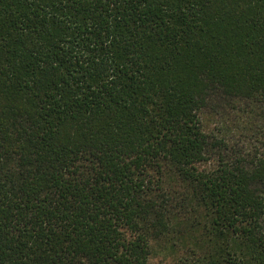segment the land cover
<instances>
[{
	"label": "trees",
	"instance_id": "obj_1",
	"mask_svg": "<svg viewBox=\"0 0 264 264\" xmlns=\"http://www.w3.org/2000/svg\"><path fill=\"white\" fill-rule=\"evenodd\" d=\"M244 105L264 0H0V264H264Z\"/></svg>",
	"mask_w": 264,
	"mask_h": 264
},
{
	"label": "rangeland",
	"instance_id": "obj_2",
	"mask_svg": "<svg viewBox=\"0 0 264 264\" xmlns=\"http://www.w3.org/2000/svg\"><path fill=\"white\" fill-rule=\"evenodd\" d=\"M240 113L238 115L236 114H230L226 116V119L224 121V128L220 126L219 123L216 121V117L209 115L206 120L205 124L208 126V129L211 130L214 133H229L234 132L237 135H235L233 141H239V144L241 145L242 149L245 150L246 155H254V154H261L264 151V130L258 132L257 128L244 130L243 132L241 129L239 131L236 129L237 125L239 124V121H249V123L256 120L255 113L252 107H249L248 105L240 106L239 108ZM241 124V122H240ZM252 125V123H251ZM239 134L241 135L240 138L238 137ZM232 136V134L228 135ZM239 138V139H238ZM237 149V147H235ZM216 159L212 158L207 162L206 166L211 167L213 166L216 161ZM154 264H164L161 263L159 259L154 260ZM166 264V263H165Z\"/></svg>",
	"mask_w": 264,
	"mask_h": 264
}]
</instances>
